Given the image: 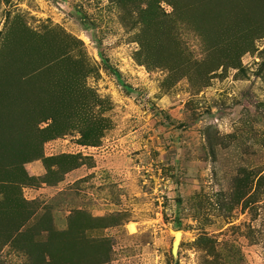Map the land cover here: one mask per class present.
I'll use <instances>...</instances> for the list:
<instances>
[{"label":"rangeland","instance_id":"obj_1","mask_svg":"<svg viewBox=\"0 0 264 264\" xmlns=\"http://www.w3.org/2000/svg\"><path fill=\"white\" fill-rule=\"evenodd\" d=\"M2 1L0 78H26L11 92L27 113L13 106L17 141L1 139L0 155L26 157L39 139L28 131L51 117L70 128L25 165L32 218L19 233L25 218L1 212L0 264H39L37 246L59 238L72 239L70 264H264V38L244 72L203 81L201 19L155 34L166 66L137 59L142 26L130 18L148 6L171 18L167 2ZM91 128L96 147L80 144Z\"/></svg>","mask_w":264,"mask_h":264},{"label":"trees","instance_id":"obj_2","mask_svg":"<svg viewBox=\"0 0 264 264\" xmlns=\"http://www.w3.org/2000/svg\"><path fill=\"white\" fill-rule=\"evenodd\" d=\"M113 2L122 3L123 0H112ZM167 2L174 8V15L167 18L166 13L159 12L158 7H147L142 15L136 20L131 17V24L137 23L142 26L141 33L137 36L141 50L137 53V59L144 57L147 61L146 65L166 66L170 59L160 54V41L155 34L162 30L172 29L178 20L190 17L192 20L201 19L202 24L197 28L199 35L202 37L203 43L208 51L207 57L201 63L198 75L206 81L209 75L219 70L225 72L229 68H242V57L254 49V41L258 38H264V23L261 24L260 19L256 18L260 13L264 12V0H161ZM250 12V15H249ZM264 21V20H263ZM6 78V77H5ZM23 83L19 81L10 82L9 78H0V140L6 139L7 142H16L14 135L17 133V127L12 124V119L16 118L19 113L13 108L16 105L23 104L22 114L26 115L27 106L23 100L18 99L19 94H14L16 88H26V78L21 77ZM50 116L44 118L47 121ZM52 123L47 128L41 130L37 126L28 131L32 136H38V141H33L31 153L26 157H6L0 155V187L3 189L0 198V214L7 213L9 216L21 215L25 218L20 223L15 222L16 232H22L27 223L32 218L30 215L24 216L30 201L24 199L21 188L23 184L27 185V181L31 180L25 165L34 161L42 160V145L66 135L70 127H64L52 118ZM99 131L91 129H82V139L80 144L84 146L96 147L102 138ZM80 165L76 164L73 169ZM69 172V171H68ZM68 172H64L67 174ZM11 237V235H9ZM56 244L44 245L42 248L37 246L36 242L26 240L27 247L37 246L34 251L39 264H70L80 259L72 255V239H57ZM75 249V248H74ZM29 252H31L29 250ZM77 256V255H76ZM106 263V262H105ZM96 263V264H105ZM73 264V263H72Z\"/></svg>","mask_w":264,"mask_h":264},{"label":"water","instance_id":"obj_3","mask_svg":"<svg viewBox=\"0 0 264 264\" xmlns=\"http://www.w3.org/2000/svg\"><path fill=\"white\" fill-rule=\"evenodd\" d=\"M182 233H177V236H175V240L173 243V252L176 253L179 249L180 241L182 239Z\"/></svg>","mask_w":264,"mask_h":264},{"label":"crops","instance_id":"obj_4","mask_svg":"<svg viewBox=\"0 0 264 264\" xmlns=\"http://www.w3.org/2000/svg\"><path fill=\"white\" fill-rule=\"evenodd\" d=\"M2 4H3V1L0 0V9H1V7H2ZM79 174H81V172H79V169H75L74 171L68 173V176H71V177L73 178V177H75V176H78ZM70 182H74V181H70ZM70 182H69V183H70ZM67 183H68V182H67ZM135 224H137V223H135Z\"/></svg>","mask_w":264,"mask_h":264}]
</instances>
